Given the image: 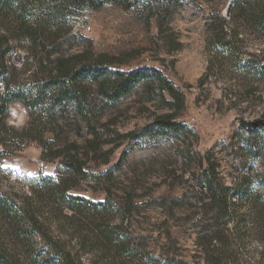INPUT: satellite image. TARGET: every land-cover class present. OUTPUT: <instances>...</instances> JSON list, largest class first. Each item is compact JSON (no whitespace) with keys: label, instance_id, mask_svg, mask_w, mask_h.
Masks as SVG:
<instances>
[{"label":"rangeland","instance_id":"1","mask_svg":"<svg viewBox=\"0 0 264 264\" xmlns=\"http://www.w3.org/2000/svg\"><path fill=\"white\" fill-rule=\"evenodd\" d=\"M231 1L150 0L130 9L110 3L86 8L70 20V31L54 42V52L50 39L42 36L33 42L11 37L0 18V96L1 80L12 81L11 87L32 85L55 72L58 59L80 52L91 61L100 54L117 58L113 66L123 70L153 67L180 91L182 104L152 86L139 87L106 107L92 123L99 133V158L88 160V177L70 191L92 201L108 196L128 206L130 211L115 216L113 223H121L135 245L171 264H264V232L251 208L255 206L229 197L232 220L224 225L203 183L205 169L233 192L243 176H251L252 184L254 175L264 173V131L250 124L264 118V78L235 73L226 62L221 67L206 42L211 32L205 17L212 11L226 15ZM236 31L239 60L264 66V28L245 21ZM227 33L232 37L233 31ZM160 114H173L184 131L149 139L123 137L139 133ZM4 119L21 129L29 116L14 102ZM74 121L60 123L62 134L59 128L54 135L46 132L48 144L62 147L63 140L71 141L83 152L92 136L86 123L77 120L76 127ZM42 152L51 155L36 141L0 152V191L21 198L29 193V178L54 176L56 162L43 160ZM251 186L264 192L256 182ZM35 240L42 246L39 237ZM5 243L24 258L22 247ZM67 248L76 264H123L96 242L84 249L73 240Z\"/></svg>","mask_w":264,"mask_h":264},{"label":"trees","instance_id":"2","mask_svg":"<svg viewBox=\"0 0 264 264\" xmlns=\"http://www.w3.org/2000/svg\"><path fill=\"white\" fill-rule=\"evenodd\" d=\"M107 3L130 9L143 7L150 0H0V18L6 22V31L11 37L33 42L42 36L50 39L47 40L51 44L50 51L54 52L58 47L54 42L65 32L69 33L71 19L86 8L97 9ZM245 21L256 29L264 28V0H232L224 16L219 11L209 12L204 25L211 34L206 42L212 46L221 67L226 62L235 73L245 72L264 78V66L243 62L237 57V40L234 39L237 38V27ZM227 30L233 31L232 37ZM117 60L100 54L91 61L89 55L80 52L58 59L55 72L32 85L22 83L11 87L12 81L1 80L4 89L0 96V152L8 146L18 149L27 142L36 141L43 151L50 150V156L42 152L41 157L56 162V173L29 178V193L21 198L0 191V264H76L75 254L67 248L73 240L84 249L94 247L96 242L123 264H171L135 245L127 229L121 223H113L115 216L130 211L128 206L116 204L108 196L103 201H92L70 192L88 177V160L99 158L101 143L92 123L106 107L139 87L151 89L152 86L161 93L166 92L173 103H183L180 91L158 69L144 66L123 70L113 66ZM14 102L21 103L29 116L26 126L21 129H14L4 119L7 106ZM174 118L173 114H160L139 133L127 132L123 137L149 139L178 135L185 127ZM77 120L88 125L92 136L86 141L83 152L71 141L63 140L62 147L48 144L44 137L46 132L54 135L59 128L62 134L61 122L71 124L74 121L77 127ZM250 124L264 131V118H257ZM58 136L59 133L55 134ZM250 177L243 176L230 192L232 187L217 184L211 171L203 170L204 187L222 216V223L227 225L232 220L228 198L236 196L237 200L255 206L251 208L255 209L254 216L263 233L264 192H254L251 185L256 182L260 185L257 187H264V173L254 175L252 184ZM52 229L58 233H53ZM62 234L68 235V239ZM35 237L41 239L42 246H37ZM6 241L22 247L26 253L24 258L13 249H7Z\"/></svg>","mask_w":264,"mask_h":264}]
</instances>
